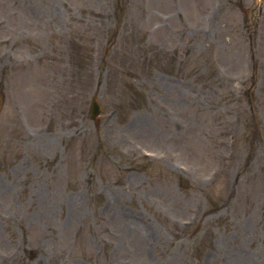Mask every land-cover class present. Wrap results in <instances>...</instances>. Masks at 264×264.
I'll use <instances>...</instances> for the list:
<instances>
[{"label": "rangeland", "instance_id": "374dc122", "mask_svg": "<svg viewBox=\"0 0 264 264\" xmlns=\"http://www.w3.org/2000/svg\"><path fill=\"white\" fill-rule=\"evenodd\" d=\"M0 90V264H264V0H0Z\"/></svg>", "mask_w": 264, "mask_h": 264}, {"label": "water", "instance_id": "95a60500", "mask_svg": "<svg viewBox=\"0 0 264 264\" xmlns=\"http://www.w3.org/2000/svg\"><path fill=\"white\" fill-rule=\"evenodd\" d=\"M0 103H1V96H0ZM98 113V106L96 105L95 102H93L92 105V116L96 115Z\"/></svg>", "mask_w": 264, "mask_h": 264}]
</instances>
